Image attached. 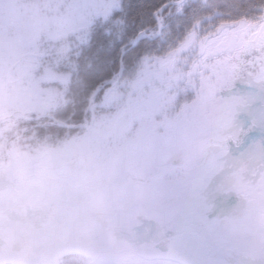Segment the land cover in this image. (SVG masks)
<instances>
[{
	"label": "rangeland",
	"instance_id": "obj_1",
	"mask_svg": "<svg viewBox=\"0 0 264 264\" xmlns=\"http://www.w3.org/2000/svg\"><path fill=\"white\" fill-rule=\"evenodd\" d=\"M119 1L0 0L4 8V16L0 18V118L17 112L28 118L54 117V109L65 101L72 73L77 69L75 57L79 45L86 42L97 21L109 18ZM179 1L172 2L171 6L183 5L186 0L176 4ZM155 19L156 28L144 30L143 39L162 36L163 12ZM148 59L145 57L141 63L146 64ZM136 83L133 79L126 84ZM98 92L100 89L94 95ZM124 99L120 94L110 102L117 104ZM157 114L161 115L138 105L130 97L116 119H95L88 134L73 137L57 148H41L33 154L21 151V147H26L25 141L20 145L11 139L21 131L18 125L23 119L11 118L0 124L3 125L0 131H4V135L0 133V166L15 155L18 167L19 162L24 167L20 168L21 175L17 178L21 182L17 188L13 191L8 188L0 196V248H7L9 237L17 229H24L23 225L30 230L25 213L48 219L49 226L43 230L48 234L56 220L60 223L58 226L66 229V236L70 234L69 240L76 244V248L65 251L72 256L66 260L54 259L64 253L59 250L56 253L54 244L43 247L38 241L40 253H36L35 259L31 249L16 256L0 252V264H22L27 257V264H186L182 249L166 234L147 235L136 241L128 231L136 225L142 228L140 231L163 227L156 184L165 156L175 159V152L169 148L173 142H161L162 149L134 150L115 158L108 154L96 161L110 138L112 142L123 140L134 129L133 121L152 122ZM163 126L164 136H167L169 125L165 121ZM9 130L12 134L5 136ZM193 147L199 148V145L194 143ZM244 198L248 212L254 211L258 218L254 215L235 226L237 257L240 264H247L243 256L264 264V198L257 194ZM54 200L62 201L61 204L68 202L74 209H66L63 215L54 210L51 213L48 202H52V206ZM8 216L12 218L3 219ZM85 228L93 232L109 228L118 229V233L127 231L117 235L106 231L101 236L83 237ZM20 240H25L32 248L26 238Z\"/></svg>",
	"mask_w": 264,
	"mask_h": 264
},
{
	"label": "snow or ice",
	"instance_id": "obj_2",
	"mask_svg": "<svg viewBox=\"0 0 264 264\" xmlns=\"http://www.w3.org/2000/svg\"><path fill=\"white\" fill-rule=\"evenodd\" d=\"M178 12L185 23L143 48L144 29L133 26L129 79L139 88L131 97L161 113L175 152V159L165 156L157 179L158 211L186 264H240L234 228L248 214L244 196L264 198V14L249 21L248 13L214 15L192 2ZM99 32L112 36L107 27ZM94 34L79 45L77 74L97 80L93 92L106 91L118 74L124 77V60L110 71L117 61L101 53L118 41L94 51ZM125 34H119L121 50Z\"/></svg>",
	"mask_w": 264,
	"mask_h": 264
},
{
	"label": "trees",
	"instance_id": "obj_3",
	"mask_svg": "<svg viewBox=\"0 0 264 264\" xmlns=\"http://www.w3.org/2000/svg\"><path fill=\"white\" fill-rule=\"evenodd\" d=\"M175 1L178 0H120L118 8L114 10L109 18L97 21L95 23V29L93 28V31L95 32V34L92 36L93 50L95 51L101 43L107 45L109 39L117 40L118 42L114 48H112L110 51L106 49L105 52L101 53V55H109L112 60L117 61V63L113 64L111 69H109L110 71L115 70V68L119 66V60L121 57H123L124 65L122 66V69L124 71V77H121L119 84L112 89L106 98L107 100L105 106L101 107L100 105L102 104V96L104 95L105 91L100 90V92L94 95L98 89L93 92L92 86L97 82V80L85 79L83 76L77 74L76 69L72 73L71 82L65 95V101L60 104L59 107L54 109V117L59 122L66 123L68 125L81 124L86 118L90 116L89 107L92 101L98 104V107L95 110L97 121L103 117L116 119V114H118V111H121V109L125 107L127 98L131 97V92L136 91L139 88L138 83L135 85L126 84L133 80L129 79L131 75L130 65L136 53V47L132 48V42L135 38V35L133 34V26H135L136 29H155L157 24L155 18L158 12L156 13L155 17L152 15V13L161 8L162 5ZM189 2H192L197 9L204 12H210L214 15L217 13H232L233 15L248 13L249 21L255 20L260 15L264 14L260 12V9L264 7V0H186L183 5H174L165 8L163 12V23L165 26L164 32L161 37L155 38L153 40H159L165 37L170 28L175 31L177 23H185V18L180 14V12H178V9L183 8ZM1 16H4V8L2 4H0V18ZM117 20L123 23L117 24ZM101 27L110 28L112 36L105 37L101 35L99 32V28ZM125 30L127 34H125L123 37V43L126 46V50H121L119 34ZM153 40L146 38L142 39L140 41L141 48L148 44L149 41ZM75 60L77 61V55ZM120 94L125 99L117 104H112L110 101ZM169 114H171V112ZM133 123L134 129H132L130 135L125 136L123 140H120L119 142H112L113 138H110L107 141V147L100 151L101 154L99 155L98 159H96V161L103 160L108 154H111V156L115 158L118 155L124 157V154L130 153L134 150H148V148L157 149V147H161L162 149L164 146H161L160 143L163 141H170L169 132H167V136H164L163 124L165 123V120L162 115L157 114L152 122L142 123L136 120L133 121ZM18 126L21 127V133L18 132L15 134V137L11 136V139H14V142L20 145L25 141L26 147H21V151H25L29 154L37 153L41 150V148H49L52 146L57 148L63 144H66V142H68V140L71 138L78 137L81 134H88L89 132L83 128L67 129L60 127L47 118L33 122L21 121ZM2 127L3 125H0V130ZM12 130L14 131L15 129ZM0 133L4 135V131H0ZM5 134V136H8V134L11 135L12 131L9 130L5 132ZM131 135L133 136L131 137ZM169 148L172 149V143L169 144ZM14 159H16L15 155H13L12 159L7 160L0 166V186H2L1 195H4V192L8 190V188L13 191L21 182V179L17 177L21 175L20 168L23 167V165H21L22 163L19 162L18 167ZM55 201L56 200H54V203H56ZM51 203L52 202H48V205L50 206ZM61 209L62 208H60V206H57V211L60 210L62 215L63 213H66L64 209ZM24 217L28 220V226L31 225L30 230L27 229L26 225H23L25 228L22 230L17 229V231L9 237L7 242L8 247L3 249L0 248L2 255L10 254L16 256L22 253L26 254L31 249L34 251L32 253L33 256H35L33 257L35 259L37 256L36 253H40L38 244V241H40L43 247H51L54 244V251H56V253H58L57 250L64 251V253H60L61 255L57 254L54 259L57 258L56 260H66L72 257L69 255V253H65V251H71L72 249L76 248V244L75 242L69 240L70 234H67L66 236L67 231L64 226H58L60 223L54 220V226H52L54 229H48L50 230V233L48 234L47 231L44 233L43 230L46 225H48L47 222L49 220L46 222L39 217L30 216L27 213H25ZM254 217L258 218L257 215ZM11 218L12 216H8L4 217L3 219L10 220ZM84 230L85 234L82 233L83 237H97L98 235V232H93L90 229L88 230L85 228ZM21 238H26L28 241H30L29 243L32 248L27 246L25 240H20ZM27 260L28 257L21 263L27 264Z\"/></svg>",
	"mask_w": 264,
	"mask_h": 264
},
{
	"label": "water",
	"instance_id": "obj_4",
	"mask_svg": "<svg viewBox=\"0 0 264 264\" xmlns=\"http://www.w3.org/2000/svg\"><path fill=\"white\" fill-rule=\"evenodd\" d=\"M184 1H185V0H182V2L179 1V2L176 3V4H182ZM173 4H174V3H168V5H173ZM163 10H164V9H163ZM163 10H162L160 13H162ZM144 37H146V36L144 35ZM135 40H136V39H135ZM134 45H135V43H134ZM119 78H120V76H119ZM118 81H119V80H117L115 83H113V86H115V85L118 83ZM111 89H112V88H111ZM111 89H110V90H111ZM108 93H109V91H108ZM108 93H107V94H108ZM18 116H20L21 118H23V119H25V120H37V119H40V118H42V117H50L51 119L55 120L53 117H51V116H49V115H40V116H38V117H36V118H28L24 113L17 112V113H13V114H11V115H6V116L1 117V118H0V123L6 122V121H8L9 119H11V118H15V117H18ZM55 121H56V120H55ZM60 125L64 126V124H61V123H60Z\"/></svg>",
	"mask_w": 264,
	"mask_h": 264
}]
</instances>
